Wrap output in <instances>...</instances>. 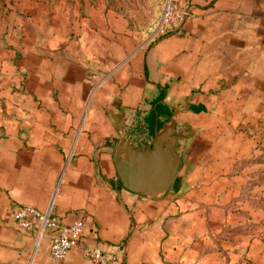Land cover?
Masks as SVG:
<instances>
[{
  "label": "crops",
  "instance_id": "0c3cea01",
  "mask_svg": "<svg viewBox=\"0 0 264 264\" xmlns=\"http://www.w3.org/2000/svg\"><path fill=\"white\" fill-rule=\"evenodd\" d=\"M182 7L187 15L116 80L97 84L95 57L73 63L56 36L0 48V264H90L82 246L115 253L111 264H264V146L254 131L211 126L218 116L207 114L211 101H241L244 90L254 101L264 90V0ZM178 99L194 132L178 145L169 190L158 199L126 190L109 112L125 110L127 126L137 112L145 130L126 126L125 135L140 146ZM19 204L49 208L57 224L80 220L78 246L50 259L48 235L35 246L15 226Z\"/></svg>",
  "mask_w": 264,
  "mask_h": 264
},
{
  "label": "rangeland",
  "instance_id": "374dc122",
  "mask_svg": "<svg viewBox=\"0 0 264 264\" xmlns=\"http://www.w3.org/2000/svg\"><path fill=\"white\" fill-rule=\"evenodd\" d=\"M186 1L190 0H0V48H11L18 41L16 45L22 49L27 38L34 35L56 36L64 41L61 48L69 53L73 63L85 59L89 64L95 57L94 67L89 68L90 77L94 76L97 84L112 76L116 80L137 53L171 31L168 24L157 30L164 7L170 4L181 8ZM126 79L140 81L130 74ZM241 92L243 101H211L207 114L218 116L211 126L234 133L254 131L256 146L263 147L264 90L255 91L254 101L251 91L249 99L248 91ZM183 103V99L169 101L165 114ZM135 113L128 126L142 132L143 121ZM186 113L187 110L179 114L177 130L191 127L193 120H184Z\"/></svg>",
  "mask_w": 264,
  "mask_h": 264
},
{
  "label": "water",
  "instance_id": "95a60500",
  "mask_svg": "<svg viewBox=\"0 0 264 264\" xmlns=\"http://www.w3.org/2000/svg\"><path fill=\"white\" fill-rule=\"evenodd\" d=\"M188 108V105L173 106L169 114L154 124L150 139L140 146L125 135L128 120L125 110L109 112L118 135L111 147L112 162L126 190L151 199H158L169 190L181 164L178 142L194 132L191 127L176 129L179 114Z\"/></svg>",
  "mask_w": 264,
  "mask_h": 264
},
{
  "label": "built area",
  "instance_id": "2783aa9c",
  "mask_svg": "<svg viewBox=\"0 0 264 264\" xmlns=\"http://www.w3.org/2000/svg\"><path fill=\"white\" fill-rule=\"evenodd\" d=\"M187 13L183 7L167 4L157 24V30L163 28L165 24L174 27ZM12 218L18 229L34 235L35 246L43 235H48V255L55 261L62 260L70 249L78 246L83 232L80 220L66 225L55 223L51 219L49 208L40 212L30 205L19 204L14 207ZM80 251L83 259L90 264H111L115 260V253H107L97 246H82Z\"/></svg>",
  "mask_w": 264,
  "mask_h": 264
},
{
  "label": "trees",
  "instance_id": "16d2710c",
  "mask_svg": "<svg viewBox=\"0 0 264 264\" xmlns=\"http://www.w3.org/2000/svg\"><path fill=\"white\" fill-rule=\"evenodd\" d=\"M153 112H157V110L155 109V110H153Z\"/></svg>",
  "mask_w": 264,
  "mask_h": 264
}]
</instances>
